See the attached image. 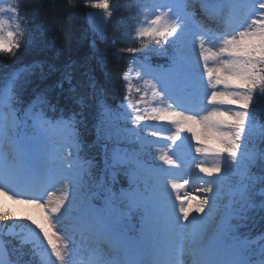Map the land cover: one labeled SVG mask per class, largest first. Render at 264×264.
<instances>
[{
    "label": "snow or ice",
    "instance_id": "snow-or-ice-1",
    "mask_svg": "<svg viewBox=\"0 0 264 264\" xmlns=\"http://www.w3.org/2000/svg\"><path fill=\"white\" fill-rule=\"evenodd\" d=\"M195 3L207 23L196 18ZM91 7L102 18L112 15L109 0ZM132 7L135 36L145 42L120 51L140 53L137 75L163 110L142 112L132 103L131 68L122 77L127 103L114 108L97 93L100 167L81 154L77 128L88 98L76 99L79 112L53 118L51 89L43 88L22 107V86L33 76L43 81L61 71L56 87L67 83L75 95L73 65L45 71L36 61L11 72L0 83V196L27 215L0 207V231L30 245L33 255L43 249L40 264H264V246L255 250L241 232L254 210L264 211V126L256 109L264 99V0H134ZM19 13L10 0L0 6V55L15 57L22 43H33ZM93 30L105 38L104 26ZM153 57L164 63L154 65ZM197 94L202 108L193 106ZM145 121L168 125L169 144L149 151L125 127ZM185 136L193 142L189 167L202 174L195 187L190 176L178 182L172 174Z\"/></svg>",
    "mask_w": 264,
    "mask_h": 264
},
{
    "label": "trees",
    "instance_id": "trees-1",
    "mask_svg": "<svg viewBox=\"0 0 264 264\" xmlns=\"http://www.w3.org/2000/svg\"><path fill=\"white\" fill-rule=\"evenodd\" d=\"M95 2L97 0H71V3L69 0H20L22 14H28L23 17L25 34L31 33L33 43L28 46L22 43L15 57L0 55V82L13 70L36 61L44 63L45 71L49 64L60 70L72 64L75 95L68 91L67 83L62 89L56 87L62 79L61 71L51 73L43 81L38 76L31 77L29 83L23 84L20 95L26 100L33 89L39 92L50 88L51 104L67 114L80 111L76 103L79 96L88 98L89 106L84 108L82 117L87 135L98 118L96 94L102 93L105 100L121 97V75L130 53L120 49L137 47L134 0H109L112 15L105 19L104 39L98 38L93 30V14L100 11L91 7Z\"/></svg>",
    "mask_w": 264,
    "mask_h": 264
},
{
    "label": "rangeland",
    "instance_id": "rangeland-1",
    "mask_svg": "<svg viewBox=\"0 0 264 264\" xmlns=\"http://www.w3.org/2000/svg\"><path fill=\"white\" fill-rule=\"evenodd\" d=\"M92 21H93L92 23H93L94 26H101V24L104 21V19L102 17H97V18L96 17H93L92 18ZM193 29L196 30L194 25H193ZM128 74H129V77H130V74L131 73L129 72ZM137 78L140 79V77L138 75L136 77H134V79H137ZM130 80H131L132 92H136V88L142 89L141 86L145 87L144 88V91L145 90H148L147 87H146V85H145V83H144V80L143 79H141V81H142L141 84L142 85H139V87L136 86V85H138V82L135 83V81H133V79L131 77H130ZM133 95H135V94L133 93ZM154 102L159 103L156 98H151V103H154ZM161 107H164V106L160 104V107L159 108H161ZM159 108L158 109H155V111H161V109H159ZM0 207H3L5 210H10L15 216H24V215H27V212L25 211V208H24L23 205L15 204V203H13V201H10L9 199H7L4 196H0ZM0 228H2V226H0ZM17 231H18V229H17ZM0 232H2V231H0ZM8 236H12V235H8ZM41 252H43V249L41 250Z\"/></svg>",
    "mask_w": 264,
    "mask_h": 264
},
{
    "label": "bare ground",
    "instance_id": "bare-ground-1",
    "mask_svg": "<svg viewBox=\"0 0 264 264\" xmlns=\"http://www.w3.org/2000/svg\"><path fill=\"white\" fill-rule=\"evenodd\" d=\"M197 40H196V37L193 36L192 37V43L190 45V55L193 57V59H196L198 53H197Z\"/></svg>",
    "mask_w": 264,
    "mask_h": 264
}]
</instances>
